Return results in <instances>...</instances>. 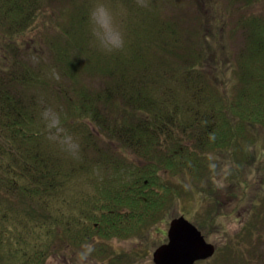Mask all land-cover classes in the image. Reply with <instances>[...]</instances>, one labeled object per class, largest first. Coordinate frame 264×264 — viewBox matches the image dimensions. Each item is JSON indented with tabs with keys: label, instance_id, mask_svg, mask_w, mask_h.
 <instances>
[{
	"label": "trees",
	"instance_id": "1",
	"mask_svg": "<svg viewBox=\"0 0 264 264\" xmlns=\"http://www.w3.org/2000/svg\"><path fill=\"white\" fill-rule=\"evenodd\" d=\"M46 1L54 3L0 0V25L10 37L6 45H17L38 26ZM88 1L61 10L70 19L59 25L52 51L67 85L47 82L42 87L50 88L40 96L32 90L44 74L29 54L4 60L0 264H9L7 257L16 258L14 264H46L60 234L80 245L96 235L143 233L165 214L166 191L179 189L162 172L205 173L210 150L234 148L240 133L264 125V15L240 21L246 43L237 57L239 88L231 98L215 92L203 68L205 48L195 46L157 5L123 0L130 8L123 46L95 50ZM198 9L205 14L202 0ZM84 72L100 75L101 83L85 84ZM53 96L61 126L78 142L75 152L46 130V105ZM236 169L241 172L238 163ZM245 176L241 173L237 187ZM37 235L33 244L31 236Z\"/></svg>",
	"mask_w": 264,
	"mask_h": 264
},
{
	"label": "rangeland",
	"instance_id": "2",
	"mask_svg": "<svg viewBox=\"0 0 264 264\" xmlns=\"http://www.w3.org/2000/svg\"><path fill=\"white\" fill-rule=\"evenodd\" d=\"M74 1L83 0H53L52 4L46 1L38 26L20 36L17 45H6L10 37L6 35L5 26L0 25V43L3 44L0 46V72L7 71L4 60L8 55L17 54L19 57L28 53L29 62L44 74V81L32 91L43 96L50 88L49 85L42 87L47 82L67 85L52 49L60 40L59 25L67 24L70 19L61 10L71 8ZM202 1L206 11L204 15H200L198 0H134L151 8L157 5L163 17L174 19L178 27L183 28L182 33L186 29L188 39L198 48H205L203 68L213 77L215 90H218L214 91L236 98L235 92L239 88L237 57L246 43L240 21L245 16L264 15V0ZM214 2L220 5L219 9ZM87 5L93 28V48L109 50L122 47L129 6L123 0H89ZM82 80L91 86L101 83L100 75L86 72ZM48 102L46 130L68 151H77L78 142L61 126L58 98L53 96ZM238 139L241 145L234 148L209 151V169L205 173L173 175L162 172L165 181L178 183L179 189L175 188L176 193L171 189L170 194L166 191L165 214L158 222L146 227L143 233L130 238L96 235L80 245L69 236L60 234L59 238H53L56 244L51 247L53 251L49 252L46 264H155L153 252L167 241L163 231L167 232L170 221L179 215L195 223L216 246L211 258L195 264H264V125L240 133ZM237 163L241 167L240 173L236 169ZM241 173L251 181L246 185L250 179L242 177L243 185L237 187L236 181L241 180ZM10 226H6L9 231ZM37 237L31 236L33 244ZM6 259L9 264L16 262V258Z\"/></svg>",
	"mask_w": 264,
	"mask_h": 264
},
{
	"label": "water",
	"instance_id": "3",
	"mask_svg": "<svg viewBox=\"0 0 264 264\" xmlns=\"http://www.w3.org/2000/svg\"><path fill=\"white\" fill-rule=\"evenodd\" d=\"M216 247L203 232L184 215L173 218L168 241L153 252L155 264H195L214 255Z\"/></svg>",
	"mask_w": 264,
	"mask_h": 264
}]
</instances>
